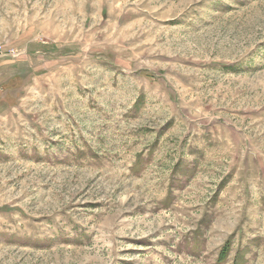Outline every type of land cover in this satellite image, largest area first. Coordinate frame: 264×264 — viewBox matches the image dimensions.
Here are the masks:
<instances>
[{"label": "rangeland", "instance_id": "1", "mask_svg": "<svg viewBox=\"0 0 264 264\" xmlns=\"http://www.w3.org/2000/svg\"><path fill=\"white\" fill-rule=\"evenodd\" d=\"M0 264H264V0H0Z\"/></svg>", "mask_w": 264, "mask_h": 264}, {"label": "built area", "instance_id": "2", "mask_svg": "<svg viewBox=\"0 0 264 264\" xmlns=\"http://www.w3.org/2000/svg\"><path fill=\"white\" fill-rule=\"evenodd\" d=\"M6 56H14V50L11 48L5 49L2 45H0V58Z\"/></svg>", "mask_w": 264, "mask_h": 264}]
</instances>
